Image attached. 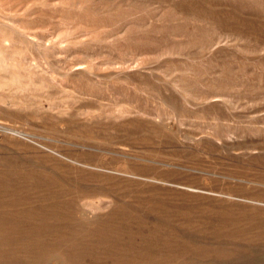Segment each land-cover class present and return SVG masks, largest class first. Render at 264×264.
<instances>
[{
    "label": "rangeland",
    "instance_id": "1",
    "mask_svg": "<svg viewBox=\"0 0 264 264\" xmlns=\"http://www.w3.org/2000/svg\"><path fill=\"white\" fill-rule=\"evenodd\" d=\"M0 66V264H264V0H0Z\"/></svg>",
    "mask_w": 264,
    "mask_h": 264
},
{
    "label": "bare ground",
    "instance_id": "2",
    "mask_svg": "<svg viewBox=\"0 0 264 264\" xmlns=\"http://www.w3.org/2000/svg\"><path fill=\"white\" fill-rule=\"evenodd\" d=\"M18 33V32H17ZM25 59V58H24ZM27 60V59H26ZM30 61V60H29ZM1 67V66H0ZM10 128V127H9Z\"/></svg>",
    "mask_w": 264,
    "mask_h": 264
}]
</instances>
